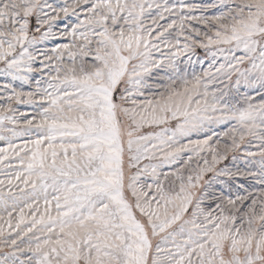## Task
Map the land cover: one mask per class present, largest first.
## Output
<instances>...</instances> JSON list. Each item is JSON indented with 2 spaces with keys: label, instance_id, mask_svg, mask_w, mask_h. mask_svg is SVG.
Wrapping results in <instances>:
<instances>
[{
  "label": "snow or ice",
  "instance_id": "snow-or-ice-1",
  "mask_svg": "<svg viewBox=\"0 0 264 264\" xmlns=\"http://www.w3.org/2000/svg\"><path fill=\"white\" fill-rule=\"evenodd\" d=\"M0 264H264V0H0Z\"/></svg>",
  "mask_w": 264,
  "mask_h": 264
},
{
  "label": "rangeland",
  "instance_id": "rangeland-1",
  "mask_svg": "<svg viewBox=\"0 0 264 264\" xmlns=\"http://www.w3.org/2000/svg\"><path fill=\"white\" fill-rule=\"evenodd\" d=\"M49 2L55 4V3H60V2H62V0H49ZM197 2H200V0H197ZM63 23H64L63 21H60V22H59L60 26H62ZM49 46H51V44H50ZM198 54H199V55H203L202 51H200V50H198ZM196 70L199 71V66H198V65L196 66Z\"/></svg>",
  "mask_w": 264,
  "mask_h": 264
}]
</instances>
